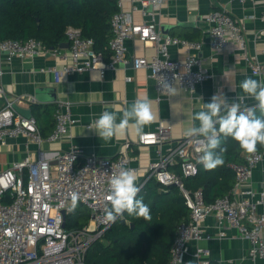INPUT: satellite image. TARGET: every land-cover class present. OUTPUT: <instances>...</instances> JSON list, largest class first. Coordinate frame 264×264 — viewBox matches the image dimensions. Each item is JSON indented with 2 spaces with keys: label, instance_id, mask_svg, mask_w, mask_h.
I'll return each instance as SVG.
<instances>
[{
  "label": "built area",
  "instance_id": "2783aa9c",
  "mask_svg": "<svg viewBox=\"0 0 264 264\" xmlns=\"http://www.w3.org/2000/svg\"><path fill=\"white\" fill-rule=\"evenodd\" d=\"M126 1L131 3L130 10L126 9ZM166 1L117 0L118 11L111 20L113 37L109 43L112 50L109 62L95 50L94 40L84 37L81 30L74 27L66 31L70 44L68 49L49 50L35 39H10L0 43V52L9 61L14 58L33 59L51 53L62 63L51 69L56 81L64 75L85 71H100L104 76L108 69L132 64L136 70L150 71L160 96L171 97L162 92V78L174 87L180 85L193 93L210 74L204 69L201 58L195 54H189L185 60L172 59L170 47L199 51L203 44L163 32L159 13ZM229 1L244 5L255 0ZM136 12L140 13L142 22L135 21ZM204 22L205 34L209 36L210 45L215 51L224 52L232 45H239L246 57L244 28L226 8L209 12ZM130 39L156 44L155 56L150 60L129 58L126 41ZM246 60L251 73L264 81V61H253L248 57ZM100 63L103 65L101 69ZM131 80L128 78V81ZM0 98L4 100L0 107V145L5 144L8 138L17 136L43 143L36 119L16 110V106L25 100L9 99L1 86ZM55 118L56 127L48 138L50 142L67 139L70 128L75 124L71 107L65 103L60 104ZM171 129L168 123L160 121L157 130L144 132L139 139L143 146L159 148V158L151 164L144 182L155 179L166 188L176 186L191 212L190 220L178 227L169 264H183L190 253L198 264H211L210 250L200 245L202 241L211 239L203 227L204 221L211 216L216 217L220 227L226 224L227 228L237 230L240 237L249 241L247 258L250 264H264V213H259V208L264 206V186L259 191L241 189L252 181L255 168L264 162V150L246 153L243 164H231L230 168L235 174L233 190L228 196L207 203L202 190L191 191L185 183L186 178L197 175L203 167L199 163L202 155L197 150L199 145L196 139L185 135L163 152L162 145L171 140ZM80 154V150L74 146L59 154L55 161L39 159L33 162L28 157L0 172V264H86L91 246L101 240L120 218L115 222L107 221L105 209L111 207L112 175L120 168L135 170L128 151L116 158L88 156L83 162ZM176 166L180 174L172 170ZM73 192L78 194L77 202L90 211L91 219L82 228H67ZM224 236L225 232L221 231L220 237ZM191 245H194L192 251Z\"/></svg>",
  "mask_w": 264,
  "mask_h": 264
},
{
  "label": "crops",
  "instance_id": "0c3cea01",
  "mask_svg": "<svg viewBox=\"0 0 264 264\" xmlns=\"http://www.w3.org/2000/svg\"><path fill=\"white\" fill-rule=\"evenodd\" d=\"M125 6L127 10L131 9L129 1H126ZM214 7L226 8L244 28L247 44L246 57L253 61H264V35L262 34L264 0H255L244 5L229 0H167L161 7L160 13L158 12L163 32L173 37L203 44L199 51H188L177 46L170 47L172 59L185 60L189 54H195L201 58L204 69L210 74V77L199 84L193 93L177 85L175 95L169 98L160 96L155 80L150 77V71L136 70L132 64L108 69L104 76L100 71H85L64 75L56 81L51 69L61 66L62 63L51 53H44L33 59L14 58L9 61L0 52V86L9 99L23 98L25 100L16 107L31 110L32 116L38 120V128L44 139L43 143L38 144L23 136L8 138L5 144L0 145V172L28 157L33 162L39 159L55 161L59 154L69 151L74 146L80 150L82 162L88 156L116 158L120 153L128 151L137 175V185L141 191L147 182L155 180L150 179L144 182L151 164L159 158V148L141 145L140 135H137L131 126L132 122L125 134L114 137L108 142L100 139L96 132L89 128L103 111L116 113L117 122H119L123 111L130 107L133 101L147 97L152 101V108L157 118L144 127L143 133L157 130L160 121L168 123L172 128L171 140L162 145V150L165 152L185 136L187 128L193 124V115L203 110L204 103L210 102L214 94L222 93L228 105L240 102L236 99L238 96H245L242 107L258 103L244 94L240 87L241 82L249 77L261 81L251 73L241 47L232 45L226 51L218 52L210 45V38L205 34L204 17ZM134 19L136 22H142L139 12L134 14ZM126 48L129 58L150 60L157 52L156 44L144 43L139 39L127 40ZM109 50V59H106L102 52L96 51L104 56L106 62H109L112 57L110 47ZM128 78L132 80L128 81ZM61 103L70 105L75 124L70 128L67 139L50 142L48 138L56 127L55 115ZM3 104L4 100L0 98V107ZM195 124L198 126L199 122L196 121ZM245 155L246 152H244V158ZM172 170L181 173L177 166ZM158 184L162 189L166 188ZM263 186L264 162L255 168L252 181L244 184L241 189L259 191ZM74 210L69 214L70 218ZM259 213H264V206L259 208ZM130 223L127 220V224ZM203 227L211 239L202 241L200 245L210 250L211 262L250 264L247 258L250 243L247 239L240 237L237 230L227 228L226 224L220 227L214 216L204 221ZM221 231L225 232L223 238L220 237ZM190 248L192 251L194 245ZM183 264H198V261L190 253L185 257Z\"/></svg>",
  "mask_w": 264,
  "mask_h": 264
},
{
  "label": "trees",
  "instance_id": "16d2710c",
  "mask_svg": "<svg viewBox=\"0 0 264 264\" xmlns=\"http://www.w3.org/2000/svg\"><path fill=\"white\" fill-rule=\"evenodd\" d=\"M220 9L214 7L212 11ZM117 10V0H0V43L10 39H35L49 50L57 49L65 43L67 29L74 27L80 29L84 37L94 39L95 50L109 59L108 45L113 37L110 21ZM225 114L222 111V115ZM256 115L261 116L258 108ZM221 147L226 149L222 165L213 170L201 167L197 175L185 180L189 190L203 191L207 203L230 194L235 185V174L230 166L245 162V151L231 137H221ZM257 150H264V146L258 144ZM137 199L149 206L151 219L125 212V218L135 226L122 224L118 219L104 237L91 246L86 264L170 263L178 227L189 220L190 209L179 188L162 189L155 180L145 184ZM74 213L71 218L68 216L67 228H82L89 222V214L80 212L75 217Z\"/></svg>",
  "mask_w": 264,
  "mask_h": 264
},
{
  "label": "clouds",
  "instance_id": "9594fccd",
  "mask_svg": "<svg viewBox=\"0 0 264 264\" xmlns=\"http://www.w3.org/2000/svg\"><path fill=\"white\" fill-rule=\"evenodd\" d=\"M99 67L101 69L103 65L100 63ZM160 85L162 92L175 95L176 88L163 78ZM240 87L244 94L258 102L255 107L242 108L245 96L236 97L240 102L228 105L222 93L214 94L210 102L204 103L203 110L193 115V124L185 132L186 136L196 139L199 145L197 150L202 153L199 163L206 170H213L224 163L223 153L226 149L221 147V137H231L249 154L257 151L258 144L264 146V81L249 77L241 82ZM257 108L261 113L260 117L256 115ZM222 111L226 114L221 115ZM156 118L152 101L145 97L133 101L130 107L123 111L119 122L116 113L105 110L89 129L94 130L100 139L108 142L125 134L130 122L136 134L142 135L144 127L153 123ZM196 121L199 122L198 126L195 124ZM216 149H219V152ZM139 191L135 170L120 168L110 180L111 207L105 209V219L115 222L126 212L150 220L149 206L142 199H137ZM77 200L78 194L71 193L72 207L69 211L75 209Z\"/></svg>",
  "mask_w": 264,
  "mask_h": 264
},
{
  "label": "water",
  "instance_id": "95a60500",
  "mask_svg": "<svg viewBox=\"0 0 264 264\" xmlns=\"http://www.w3.org/2000/svg\"><path fill=\"white\" fill-rule=\"evenodd\" d=\"M69 46H70V44L67 42V43L63 44L61 47L69 48ZM54 100H56V99H54ZM16 109H17L20 113H22L24 116H26V117H32V112H31V110H25V109L18 108V107H16ZM120 220H121V223H122V224H127V220L125 219L124 215L121 217ZM129 225H130L132 228L135 226L134 223H130Z\"/></svg>",
  "mask_w": 264,
  "mask_h": 264
},
{
  "label": "rangeland",
  "instance_id": "374dc122",
  "mask_svg": "<svg viewBox=\"0 0 264 264\" xmlns=\"http://www.w3.org/2000/svg\"><path fill=\"white\" fill-rule=\"evenodd\" d=\"M74 211H75V213H74L73 216H75V217L78 216V214H80V212H81L82 214H88V213H90L89 209L86 208V206L81 205V203H79V202H77Z\"/></svg>",
  "mask_w": 264,
  "mask_h": 264
}]
</instances>
